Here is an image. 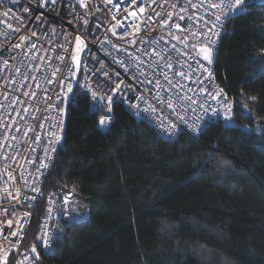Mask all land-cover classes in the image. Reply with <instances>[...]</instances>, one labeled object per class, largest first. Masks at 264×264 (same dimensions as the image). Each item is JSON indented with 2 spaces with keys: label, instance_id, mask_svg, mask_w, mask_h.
I'll return each instance as SVG.
<instances>
[{
  "label": "trees",
  "instance_id": "obj_1",
  "mask_svg": "<svg viewBox=\"0 0 264 264\" xmlns=\"http://www.w3.org/2000/svg\"><path fill=\"white\" fill-rule=\"evenodd\" d=\"M215 71L231 124L174 143L123 104L101 131L75 92L44 189L73 193L88 218L65 222L39 264H264V0L231 21ZM42 212L24 246L36 247Z\"/></svg>",
  "mask_w": 264,
  "mask_h": 264
},
{
  "label": "built area",
  "instance_id": "obj_2",
  "mask_svg": "<svg viewBox=\"0 0 264 264\" xmlns=\"http://www.w3.org/2000/svg\"><path fill=\"white\" fill-rule=\"evenodd\" d=\"M86 1L91 20L85 28L87 13L74 0H56L55 4L51 0H0V244L15 254L14 264H39L37 253L43 257L52 254L65 222L88 218L73 193L60 187L49 192L44 189L60 148L77 36L85 46L76 92L88 101L91 112L111 119L106 127L98 124L103 132L115 122L113 108L119 104L172 143L184 136L198 139L207 127L225 122L234 110L215 71L216 55L231 22L223 25L219 37H212L211 63L198 54L199 47L208 43L205 37L212 35L209 30L215 31V16L221 14L207 5L219 0H139L135 7L134 0ZM253 1L246 0L247 7ZM140 8L145 11L141 13ZM244 12L230 13V20ZM162 20L169 21L167 28L161 26ZM176 24L186 30H178ZM129 41H135L136 47ZM140 48L147 49L148 54L138 51ZM152 49L157 54H152ZM129 53L143 61L139 68ZM164 72L175 87L165 80ZM157 78L163 87H156ZM109 95L111 105L107 104ZM169 97L172 107L168 106ZM173 124L176 130L171 128ZM39 205L43 212L36 252H32L24 243ZM44 239H50L51 248L44 247Z\"/></svg>",
  "mask_w": 264,
  "mask_h": 264
},
{
  "label": "snow or ice",
  "instance_id": "obj_3",
  "mask_svg": "<svg viewBox=\"0 0 264 264\" xmlns=\"http://www.w3.org/2000/svg\"><path fill=\"white\" fill-rule=\"evenodd\" d=\"M51 2L53 4H55L56 3V0H51ZM138 2H139V0H134L133 6L135 7ZM153 2H155V0H153ZM107 3H113V0H107ZM113 6L115 7V5H113ZM207 6H208L209 9H217V10H219L220 13H221L220 15H216L215 16V23L213 24V28L215 29V31H212V29H210L209 31L212 33V35L211 36H208V37H205V40H207L208 43L202 44L199 47V53L198 54H201L202 53L203 54V59L204 60H207L209 63H211V58H210L211 46L210 45H211V42H212V37H219L220 31L222 30L223 25L225 23H227V22H231L230 16H229L230 13H235L237 10H244V11H246L247 10V4H246V0H227V2H226V0H219L218 3H209ZM173 7H175V6H173ZM117 11H119L118 8H117ZM125 11H128V10L125 9ZM139 11L141 13H143L145 11V8H140ZM130 14L132 16H136V13L135 12H130ZM157 15L159 16L160 14L157 13ZM169 15H171V13H169ZM149 19H151V17ZM180 19L183 20L184 17L181 16ZM87 23H88L87 20H85L84 21V24L87 25ZM160 24H161L162 27L167 28L169 26V21L168 20H162V21H160ZM136 27H137V34H138L139 33V25H137ZM175 27L178 30H180V31H185L186 30L184 28H181V25H179V24H176ZM148 30H154V28H149ZM115 34L116 33L113 32V35H115ZM32 35L35 36L36 33L33 32ZM168 35L172 36L173 34L171 32H169ZM192 35H196V33H192ZM161 39H163V37H161ZM173 39H176L177 41H180L181 40V38L178 37V36H173ZM155 42L156 43H159V41H155ZM129 43H131L133 47H136L135 41H129ZM147 43L151 44L152 42L149 41ZM84 46H85L84 45V41L80 38V36H77L76 37V49H77V52H79V50L82 47H84ZM15 47L19 48L20 45L17 44V45H15ZM31 47L34 48L35 45L33 44ZM172 47L175 48L176 46L173 45ZM138 51H141V52H144L145 54H148L147 53V49H144V48H140V49H138ZM152 54H157L155 52V49H152ZM128 55L134 61H138V63L135 64V67L136 68H139V64L140 63H143V61H141L139 57L133 56L132 53H129ZM59 59L63 60L64 57H59ZM160 59H164V56L161 55L160 56ZM73 60H77V56H73ZM120 63L123 64V61H121ZM167 67L168 68H171L172 65L169 63V64H167ZM205 71H207V69H205ZM132 74H133L134 77H136V79H139V77L136 76V73L135 72H133ZM162 74H163L165 80L168 81V84L169 85H172L173 87H175V85H173V83H172V80L169 78L168 73L167 72H164ZM179 75L188 78L187 77V74L184 73V72H180ZM209 75H210V73H209ZM13 83H14V81H13ZM141 83H144V81H141ZM147 83L148 84H152L153 81L152 80H147ZM155 85H156L157 88L163 87V85L161 84V82H160V80L158 78L155 81ZM180 87H183V85H180ZM67 90H68L69 93H71L72 92V86L69 85L68 88H67ZM220 91L222 92L223 90L221 89ZM92 96H93V98H95L96 97V93L93 92L92 93ZM141 98H143V97H141ZM182 98L183 99L191 100V97H182ZM214 98H217L218 99V96L217 95H214ZM100 99L103 100L104 98L101 97ZM157 99H160V97L157 96ZM112 103H113L112 97H111V95H109L107 97V104L108 105H111ZM168 106L169 107H172L173 106L172 105V98L171 97L168 98ZM108 110L111 111V108H109ZM173 110L175 111V109H173ZM205 111H207V109H205ZM227 111L228 112L231 111V107L230 106L228 107ZM216 114H217L216 112H213L212 113V115H216ZM225 118L228 119V120H231V117L230 116H226ZM181 120H182V122H184L182 117H181ZM110 123H111V119L110 118H107V117H102L100 119V121H99V125L101 127H106ZM184 123L186 124V122H184ZM176 127L177 126L175 124L171 125V128L173 130H176ZM192 130L198 132L197 129H192ZM45 167H47V165H45ZM8 223H9V225H11V221H9ZM43 244H44V247L45 248H51L52 247V245L50 243V239H44L43 240ZM31 251L32 252H36V247L33 246L32 249H31ZM38 255L39 254L37 253V256ZM5 264H6V261H5Z\"/></svg>",
  "mask_w": 264,
  "mask_h": 264
},
{
  "label": "water",
  "instance_id": "obj_4",
  "mask_svg": "<svg viewBox=\"0 0 264 264\" xmlns=\"http://www.w3.org/2000/svg\"><path fill=\"white\" fill-rule=\"evenodd\" d=\"M74 1L79 7H81L82 10L86 11L87 18H88V23H87V25H88L90 20H91V9H90L87 1L86 0H74ZM87 25L85 26V28L87 27ZM82 54H83V47L79 50V52H77V49H76V46H75L74 56H77V60H73L74 74H73V78H72V81H71L72 92L71 93L68 92V95H67V97L65 98V101H64V107H63V123H64V127H63L62 136H61L60 141H59L60 147L63 146V144L65 142L68 115H69V107H70V104L72 102L73 96H74V94L76 92V88H77V84H78V80H79V76H80V62H81Z\"/></svg>",
  "mask_w": 264,
  "mask_h": 264
},
{
  "label": "rangeland",
  "instance_id": "obj_5",
  "mask_svg": "<svg viewBox=\"0 0 264 264\" xmlns=\"http://www.w3.org/2000/svg\"><path fill=\"white\" fill-rule=\"evenodd\" d=\"M94 17H96L95 13H94ZM231 115H232V113L227 114V116L232 117ZM231 122L232 121L228 120V119H226V121H225V123L227 125L231 124ZM80 210L82 211V213H85V211L83 209H80ZM11 252H12V250L9 247L0 244V264H5V261L7 263V260L10 256Z\"/></svg>",
  "mask_w": 264,
  "mask_h": 264
}]
</instances>
